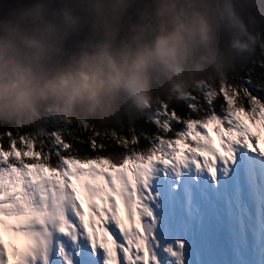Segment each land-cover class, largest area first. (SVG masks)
<instances>
[{"label":"snow or ice","instance_id":"snow-or-ice-1","mask_svg":"<svg viewBox=\"0 0 264 264\" xmlns=\"http://www.w3.org/2000/svg\"><path fill=\"white\" fill-rule=\"evenodd\" d=\"M181 104L160 102L155 134L130 139L4 128L0 264H264V42ZM106 140L122 151L102 155Z\"/></svg>","mask_w":264,"mask_h":264},{"label":"clouds","instance_id":"clouds-1","mask_svg":"<svg viewBox=\"0 0 264 264\" xmlns=\"http://www.w3.org/2000/svg\"><path fill=\"white\" fill-rule=\"evenodd\" d=\"M264 0H17L0 12V127L105 131L228 79Z\"/></svg>","mask_w":264,"mask_h":264},{"label":"trees","instance_id":"trees-1","mask_svg":"<svg viewBox=\"0 0 264 264\" xmlns=\"http://www.w3.org/2000/svg\"><path fill=\"white\" fill-rule=\"evenodd\" d=\"M257 57V63H259V53L257 52L256 54ZM175 110L178 113L184 112V108L182 107L181 102L180 103H175ZM217 111H219V109H216ZM150 116V113L148 112L143 118L141 119H137L134 123L128 124L127 122H125V124L119 128L116 129H109L108 132L111 133L113 130H115L117 132L118 135H123L125 138L130 139V133H129V129H134L136 134L139 135L140 133H144V134H155L156 132V128L153 124H151L150 122H147L146 119H148ZM180 125H175V128L177 130L180 129ZM5 131V129L3 127H0V132ZM25 131V130H22ZM103 133V131H101ZM88 133H85V136ZM101 141L99 140V138H97V143H100ZM105 144V148H106V152H102V155H106L108 153H117V152H121L122 149L115 144L114 141H104L103 142ZM138 143L140 145H143L145 142L143 141V139H139ZM109 144H111V146H109ZM90 151V150H89Z\"/></svg>","mask_w":264,"mask_h":264},{"label":"bare ground","instance_id":"bare-ground-1","mask_svg":"<svg viewBox=\"0 0 264 264\" xmlns=\"http://www.w3.org/2000/svg\"><path fill=\"white\" fill-rule=\"evenodd\" d=\"M10 237H12L13 239H11V243L7 246L9 252L11 253L13 247L22 249L24 244L23 239L21 237L16 236L15 234H12Z\"/></svg>","mask_w":264,"mask_h":264},{"label":"water","instance_id":"water-1","mask_svg":"<svg viewBox=\"0 0 264 264\" xmlns=\"http://www.w3.org/2000/svg\"><path fill=\"white\" fill-rule=\"evenodd\" d=\"M17 0H0V12L16 7Z\"/></svg>","mask_w":264,"mask_h":264},{"label":"rangeland","instance_id":"rangeland-1","mask_svg":"<svg viewBox=\"0 0 264 264\" xmlns=\"http://www.w3.org/2000/svg\"><path fill=\"white\" fill-rule=\"evenodd\" d=\"M213 139L215 140V136H213ZM11 235L12 233H5L4 242L6 246H8L11 243V239H13L12 237H10Z\"/></svg>","mask_w":264,"mask_h":264}]
</instances>
